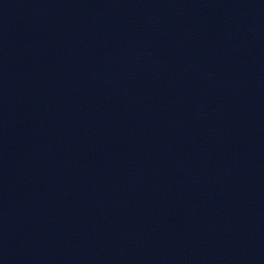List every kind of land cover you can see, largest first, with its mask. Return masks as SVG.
Wrapping results in <instances>:
<instances>
[{
  "label": "water",
  "instance_id": "1",
  "mask_svg": "<svg viewBox=\"0 0 264 264\" xmlns=\"http://www.w3.org/2000/svg\"><path fill=\"white\" fill-rule=\"evenodd\" d=\"M0 264H264V0H0Z\"/></svg>",
  "mask_w": 264,
  "mask_h": 264
}]
</instances>
